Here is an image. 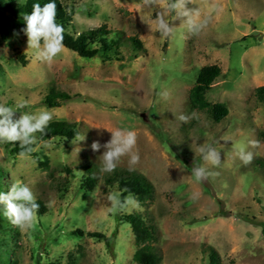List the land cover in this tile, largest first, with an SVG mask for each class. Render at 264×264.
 Segmentation results:
<instances>
[{"label":"rangeland","instance_id":"obj_1","mask_svg":"<svg viewBox=\"0 0 264 264\" xmlns=\"http://www.w3.org/2000/svg\"><path fill=\"white\" fill-rule=\"evenodd\" d=\"M59 1L73 11L69 33L104 24L125 36L136 35L144 51L123 45L121 59L115 60L98 54L82 57L64 47L47 64L36 59L23 28L6 13L0 104L14 108V120L21 113L50 111L53 120L73 122L86 140L73 144L76 135L38 139L34 152L46 156L45 170L30 155L7 154L10 143H0V192L22 182L45 206L33 226L21 230L0 205V264H137L131 258L130 226L118 220L132 212L155 225L152 244L159 250V264H208V246L216 250L220 264H264V97L254 94L264 84V0H193L186 7L197 9L199 20L207 18V27L193 34L190 17L173 12L166 19L174 35L167 38L155 22L168 0L159 7H146L143 0ZM209 64L220 68L204 95L209 103L226 107L218 122L188 102L198 69ZM49 87L70 99L46 106L42 101ZM21 102L26 106L19 107ZM181 115L190 119L182 122ZM118 129L135 132L133 151L140 160L133 170L153 185L151 200L126 211L109 200L119 197V191L103 181L106 149H91L93 141L105 144ZM205 145L220 152L219 167L203 159L199 149ZM241 148L253 153L251 164L240 160ZM128 161L122 157L117 167L129 169ZM82 162L89 163L94 177L89 191L86 173L77 168ZM196 167L215 175L197 182ZM75 228L101 232L109 241L70 234Z\"/></svg>","mask_w":264,"mask_h":264},{"label":"clouds","instance_id":"obj_2","mask_svg":"<svg viewBox=\"0 0 264 264\" xmlns=\"http://www.w3.org/2000/svg\"><path fill=\"white\" fill-rule=\"evenodd\" d=\"M193 0H168L166 7L157 14L156 29L161 36L169 37L174 35V27L170 26V22L166 19L168 15L175 12L177 15L190 17L188 23L189 31L193 34H199L201 30L207 27L208 19L199 20V11L197 9H188L186 6ZM162 0H143L146 7H159ZM57 5L54 2L46 3L43 7L39 3L33 5L31 14L23 17L26 27L21 29L28 37V48L34 50L37 60L51 64L54 59L63 51L64 48V32L62 24L56 22ZM18 35V33H17ZM167 98V93L162 94ZM19 107L26 106V102H21ZM15 110L12 107L0 104V143H19L24 151L20 152V156L25 157L28 154L37 151L38 138L36 133L46 135V129L53 120V113L47 110L39 111L36 114L21 113L18 119H13ZM179 119L187 122L190 117L181 115ZM110 141L101 144L99 140H95L91 144L93 152H98L101 148L106 149L103 157L102 171L113 172L124 156L129 157V169L132 170L139 163L140 156L138 152H134L137 137L133 131L116 130L111 131ZM86 140V134L77 133L73 144ZM45 147L50 146L49 141H39ZM252 146H258L257 141L251 142ZM79 151L80 149L77 148ZM203 159L215 167L221 164L220 152L211 145L201 146L199 149ZM238 156L244 165L252 163L254 156L252 152H246L241 148ZM193 175L197 182H203L215 173L209 172L204 167L193 168ZM125 191H129L125 189ZM194 198H196L194 196ZM114 208L120 211H126L131 208H139L138 199L129 192V195L121 200L118 196H109ZM0 205L4 206L3 215L21 230L31 228L37 218L40 205L36 201L35 194L31 188L22 182L14 183L7 193L0 192Z\"/></svg>","mask_w":264,"mask_h":264},{"label":"trees","instance_id":"obj_3","mask_svg":"<svg viewBox=\"0 0 264 264\" xmlns=\"http://www.w3.org/2000/svg\"><path fill=\"white\" fill-rule=\"evenodd\" d=\"M54 2L57 5L56 22L62 24L64 32V47L72 50L77 55L82 57H92L96 54L104 59L114 58L120 60L121 55L119 48L123 45H128L136 51H144L141 40L136 35L125 36L121 30L107 29L104 24L94 28H87L81 30L77 34H71L66 30V26L72 15L71 9L66 10L59 0H23L16 4H12L11 0H0V41H5L8 35L7 29V15L8 13L14 18L18 27L25 28L26 23L23 17L31 14L33 5L39 3L41 7L46 3ZM96 43V47L90 48L89 45ZM220 68L216 64H209L201 66L195 76L193 85L188 91V102L190 106L196 110H204L211 120L218 122L225 114L226 107L219 102L209 103L204 95L205 92L211 87L213 80L219 75ZM254 94L257 98L264 97V84L258 85L254 88ZM70 99V95L63 91H58L53 87H49L48 91L43 97V104L46 106H57L61 102ZM46 135L36 133L39 140H44L49 137H63L71 139L77 134L76 126L73 122L66 120H52L46 129ZM5 151L10 155H19L21 151L19 143H10L5 145ZM32 156L36 165L41 169H47L48 163L45 155L39 157L37 153L32 152L28 154ZM184 162V160L182 159ZM78 169H82L86 173L87 185L86 190H91L94 184V177L91 175V168L89 163L82 162L77 165ZM64 169L69 172L68 167ZM1 175V173H0ZM103 181L107 185L115 184L119 191V198L122 200L125 194L131 192L138 199V202L149 201L152 198L153 185L152 183L140 172L130 170L128 168L117 167L113 172L106 173L103 176ZM82 187V185H80ZM128 189L129 191H125ZM40 205L38 214L45 211L44 204L36 200ZM119 221H124L129 224L135 250L132 253V260L137 264H159L160 255L158 248L152 244L155 239L156 227L153 223L146 222L143 217L137 213L120 214ZM70 234L78 236H88L97 239H105L106 244L109 238L98 231H83L75 228L70 231ZM208 251V264H220L218 253L212 246L207 247Z\"/></svg>","mask_w":264,"mask_h":264},{"label":"water","instance_id":"obj_4","mask_svg":"<svg viewBox=\"0 0 264 264\" xmlns=\"http://www.w3.org/2000/svg\"><path fill=\"white\" fill-rule=\"evenodd\" d=\"M142 118L144 117L143 114H141ZM212 195H214L213 191H211Z\"/></svg>","mask_w":264,"mask_h":264}]
</instances>
